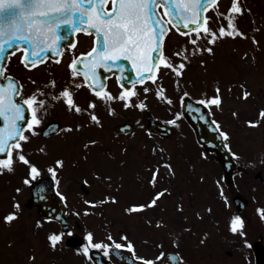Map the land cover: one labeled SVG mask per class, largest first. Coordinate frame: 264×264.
Listing matches in <instances>:
<instances>
[{
    "label": "rangeland",
    "instance_id": "374dc122",
    "mask_svg": "<svg viewBox=\"0 0 264 264\" xmlns=\"http://www.w3.org/2000/svg\"><path fill=\"white\" fill-rule=\"evenodd\" d=\"M230 4L231 0H220L219 10L226 13ZM243 6L251 11H245L238 16L237 24L242 31L248 33V38L239 36L235 39L224 38L213 46L214 55L207 52L190 55L182 77L178 78L174 71L164 67L156 83L148 84L152 91L144 94L143 88L141 89V98L147 95V111L156 116L158 121L167 123L174 118L175 113L179 112L178 100L184 91L190 92L194 97H200L205 93L210 96L214 94L215 85L219 82L223 92V110L214 109L215 118L220 122L222 129L230 133L228 143L231 150L237 153L236 159L250 163L251 169L257 170L264 167V123L251 127L246 121L258 118L259 109L264 107V0H243ZM208 14L211 17L208 21L211 28H218L221 22L226 25V19L218 17L215 10H211ZM252 36L256 37L258 44L253 43ZM202 42L201 46H207L206 40ZM183 47L191 50L192 45L187 40L180 41L174 36L167 43V55L177 65L180 58L175 57L173 53ZM244 52L248 53L247 58L243 57ZM201 60L207 62V71L205 66L200 64ZM43 66L35 69V75L31 77L37 79L39 71L44 69L49 77L47 74L39 76L46 84L48 80L54 79L56 84L60 82L65 87L71 82L72 78L67 77L69 71L65 66L50 64ZM76 81L79 83L80 79ZM42 85L37 84L36 87ZM230 85L231 90H229ZM241 85L244 87L242 88ZM161 86H164L162 91L165 95L172 99V104L155 95L156 89L161 90ZM241 89L251 93L247 100L242 98ZM52 93L58 94L55 91ZM86 95L89 96L83 87L75 89L74 98L82 107H87ZM47 106L48 112L43 124L49 121L48 119H55L59 121L61 129L68 124L73 125L74 128L77 123H84L86 126L83 130H74L66 135L64 134L66 131H60L57 137L45 143L32 136L30 141L25 143V151L29 152L30 158L38 162L43 169L39 177L51 176L47 172V166L55 159L65 160V167L58 173L61 180L59 190L68 198L70 218L79 220L85 227L84 231H93L95 241L111 243L107 239L111 234L115 240L124 242L120 237L122 233H127L138 255L153 258L161 251L173 250L169 236L175 232L181 234L182 242L178 251L188 259L189 264L193 259H197L198 262L200 258L201 261L198 262L200 263L210 258V251L207 248L209 245L216 246V249L212 248L214 251L223 252V218L226 215L230 217L233 213V208L229 205L230 192L225 193L227 201L223 202V198L218 194L219 187L223 186L221 171L211 155L203 156L204 152L196 147L192 133L183 124L182 117L177 122L178 126L169 124L175 130L174 136L160 139L145 132V121L142 118L144 116L140 114L142 112L139 108L115 110V115L102 121L100 129L98 125L89 124L86 113L77 114L68 111L63 100L55 101L49 97ZM103 108L97 105L95 111L98 116L105 115ZM233 112L238 115L234 116ZM136 113L141 118L135 119ZM125 121L134 123L132 132L125 137H114V139L111 128ZM99 132L103 135V139L99 137ZM89 139L97 140L98 143L90 146L89 149H84L83 144ZM42 146L47 147L46 155L37 150ZM125 148L127 152L123 151ZM153 148L157 151L153 152ZM85 156L87 159H84ZM121 160L125 163L121 164ZM164 161L173 165L175 175H171L169 170L163 167ZM157 164L161 167L157 183L153 187L149 181ZM93 170L110 175L111 181L107 183L95 181L87 175ZM26 175L27 168L20 164L17 165L15 172L0 174V213H2L0 218L12 210L11 197L15 196L21 204L17 219L11 223H3L0 219V258H2L0 264H62L61 261L63 264H76L82 254H77L73 250L66 251L64 248L65 252L62 253L57 248L53 250L50 247L47 233L58 231L56 226L43 222V225L38 227L35 224L34 212L23 207V203L28 198L27 184L23 183ZM86 175L92 180V184L87 186L88 194L84 196L85 198L100 200L110 192L118 197V203L97 205L88 216L82 215L77 218L74 215L75 211L82 212L83 208L90 207L83 204L81 199L83 195L78 188V184ZM201 176L204 177L203 181L200 179ZM216 181H220V185ZM239 183L240 181L237 185ZM251 183L253 180L246 176L245 184H248V188ZM17 187H21L22 192L16 193ZM161 188H170L171 191L166 193L156 206L133 214L124 211L133 203L147 202ZM241 196H245L250 200V205H253L252 192L244 189ZM255 200L258 201L257 204L261 203L258 197H255ZM181 204L183 211L178 210ZM208 207H211V212L205 210ZM198 212L201 214L199 217L196 215ZM158 220H163L166 226L157 227ZM187 228H191V231H182ZM202 239L204 243H201ZM161 240L165 245L163 249L156 247ZM191 251H196V256L191 255ZM33 255L35 260L30 261L29 257ZM215 256H223V254L219 253Z\"/></svg>",
    "mask_w": 264,
    "mask_h": 264
},
{
    "label": "snow or ice",
    "instance_id": "6c2138e0",
    "mask_svg": "<svg viewBox=\"0 0 264 264\" xmlns=\"http://www.w3.org/2000/svg\"><path fill=\"white\" fill-rule=\"evenodd\" d=\"M109 3L111 7H109ZM163 6L167 19L163 18L158 9ZM218 0H0V53L13 48V42L19 41L16 45L17 49H23L21 60L25 67L34 68L38 63L42 62L41 53L51 51L55 56L59 57L63 51L61 45L62 40H67V35H62V29L69 28L73 33L83 31L85 34L95 32L96 43L87 53H81L79 57L74 58L69 67L72 69L71 82L62 88L57 95L45 89L49 86L55 88L56 81H49L44 88L37 87L29 95H23V84L17 81L11 75H5L6 66L0 63V174L6 172H15L18 164H23L27 168V175L23 179L24 184L31 185L37 177L40 176L42 168L38 162L30 158V153L25 151V143L29 142L32 136L48 135L45 131H38L39 126L43 122L44 116L48 112V98L52 97L55 101L63 100L67 105L68 111H74L77 114L86 113L89 117V124L102 126L101 118L97 115L95 109L97 101L89 100L87 107H82L74 98L75 89L87 87L95 95L108 105L109 113H114L115 108L111 107L113 102H121L123 109L148 107L146 101L147 95L141 98V91L137 89V84L144 85L142 91L144 94L152 91L147 86L146 81L156 83L157 73L161 66L167 67L174 71L179 78L183 76V70L187 67L189 56L197 53L207 52L214 55V45L224 38H233L237 36L248 38V33L242 31L237 24L238 16L245 11H251L243 6V0H231L230 7L227 12L219 10ZM209 9L216 11L218 17L226 19V25L221 22L218 28L213 29L209 26L208 21L211 17L205 15ZM175 27L177 32H181L187 38L188 43L192 45L191 50L183 47L173 53L175 57L180 58L178 65L173 62L172 58L165 54V39L168 33ZM183 26V31L180 26ZM254 44H258L255 36L251 37ZM207 41V46H201L202 41ZM24 41L28 42V46H24ZM75 48V44L70 45ZM244 58L248 57V53L244 52ZM5 57L0 56V60ZM254 59V57H253ZM130 62L134 75H130L125 86L120 83L118 94L114 95L107 89L106 80L100 77L98 69L101 67L110 70L112 67H118L120 72L125 71L126 65L120 61ZM78 64L83 65L80 69ZM200 64L205 66V60H201ZM83 74V82H77L76 77ZM31 79V78H29ZM121 78L118 77V80ZM36 83V81H32ZM179 87V79L177 80ZM243 88L244 85H241ZM231 90V85L229 86ZM155 95L162 98L168 104H172V99L165 95L159 88L156 89ZM251 93L244 90L242 98L247 100ZM43 97V98H41ZM191 97V93L184 91L180 97L182 105L187 110L198 113V119L209 122L213 125L221 139L225 142L224 147L231 152L233 157L237 153L232 152L229 146L230 133L223 130L219 121L215 119L214 109L223 110V92L219 82L216 83L214 94H201L195 99V103H189L185 98ZM135 98V100L133 99ZM203 106V107H201ZM183 112L175 113L173 119L167 121V124L177 125L178 120ZM234 116L238 113L233 112ZM246 123L255 127L264 123V107L258 111V118L247 120ZM86 125L77 123L75 128L73 125H65L63 129L59 127L53 129L56 131L72 132L80 130ZM51 127V125H49ZM127 127V126H126ZM27 133V134H26ZM151 135V132L149 133ZM98 143L97 140L89 139L84 144V149H89ZM39 152L47 154V147L43 146L37 149ZM127 152V149H123ZM157 150L153 148V152ZM162 151V150H161ZM206 155V154H203ZM87 159V156L84 157ZM121 164L125 161L121 160ZM65 167V160L57 158L54 162L47 166V172L51 175L56 184V191L61 197L64 204H67L68 198L59 190L61 183L58 173ZM160 164H157L152 172L149 183L154 187L160 172ZM163 167L167 168L171 175H175L173 165L168 161H164ZM90 175L97 182H110V175L102 174L99 170H93ZM86 177L81 181L83 185L91 186L92 180ZM201 181L204 177H200ZM220 185V181H216ZM108 183V187H110ZM21 187L15 189L16 193L22 192ZM170 188H161L145 203H133L126 207L124 211L127 214H133L156 206L158 201L166 194L170 193ZM221 198L227 201L224 194V188L221 185L218 190ZM12 210L8 211L3 220L11 223L20 215L21 204L14 196ZM84 205L90 206L83 208L81 211H75L74 215L79 218L82 215L88 216L92 209L97 205L105 203H118V197L110 192L105 194L100 200L87 199L81 197ZM178 210L183 211V205L178 206ZM211 212V207L205 209ZM258 214L264 218V208L257 209ZM201 215L199 212L196 214ZM47 220H59L63 225L60 231H51L47 237L50 247L55 250L65 237H71L75 233V226L65 221L62 216H46ZM151 223V221H149ZM245 221L240 215H234L230 220V231L234 234L239 233L241 236L247 235L243 231ZM43 221H37V226H42ZM157 227H165L163 220L156 222ZM182 231H191V228ZM207 234H205L206 236ZM107 239L111 243L104 241H95L94 232L86 230L82 237L80 246L76 248L77 254H82L87 260H93L90 250H100L105 257L110 252L117 257H123L124 264H189L188 259L181 255L178 251H173L171 255L165 251L159 252L153 258L138 255L135 245L128 238L127 233L121 234L119 242L109 234ZM173 249H179L181 246V234L172 232L169 236ZM204 243V240H201ZM243 244L251 247L250 241L244 239ZM157 248H165L163 240L156 245ZM126 249L131 255H126L121 250ZM29 260H35V256H30Z\"/></svg>",
    "mask_w": 264,
    "mask_h": 264
},
{
    "label": "flooded vegetation",
    "instance_id": "af4514ba",
    "mask_svg": "<svg viewBox=\"0 0 264 264\" xmlns=\"http://www.w3.org/2000/svg\"><path fill=\"white\" fill-rule=\"evenodd\" d=\"M110 4V3H109ZM75 48H72L71 46H65L63 48L61 58L59 61L54 62L51 60H45L43 63L36 65L34 68H27L23 64L21 57L23 55V49H17L14 50L8 58V61L6 63V73L5 75L11 74L13 77L19 80L21 84H23V95H29L35 89L37 88V84H43L41 88H44L45 85L49 84V80L47 84L45 83L44 79H42L39 75L41 74H47L44 69H41L39 74H37V79L31 77V75L34 74V70L38 68L44 67L45 64H50L53 66H65L66 69H68L69 74L68 78H72L71 71L72 69L69 67L71 61L79 56L81 53H87L91 46L95 45V34L87 35L83 32H79L75 34ZM121 63H124L126 65L125 71L128 76L133 75V70L131 68L130 62L127 61H120ZM102 68V67H101ZM164 66H161V69L159 73H157V79L160 78L162 70ZM104 69V68H102ZM107 71V70H106ZM117 72L121 73L118 67H112L110 70L107 71L108 77L106 79V86L109 91H111L114 95L118 94L119 91L122 89L120 88L118 84V76ZM35 75V74H34ZM49 77V74H47ZM31 78V79H29ZM80 79V82H83L82 79L78 76L75 79ZM73 79V78H72ZM36 81V83H32V81ZM152 81H146L145 83L151 84ZM57 86L55 88H52L51 86L47 87L45 90L52 92H58L62 90L63 86L60 82L56 84ZM137 89L141 91V89L144 87V85H136ZM85 90L86 88L83 87ZM89 91V90H88ZM90 92V91H89ZM93 98L97 101V105L99 108H103L102 111L104 112V116L101 115L102 118H107V112H108V105H106L102 100L95 97V95L92 93ZM135 99V98H133ZM48 104V103H47ZM47 106V105H46ZM121 102H113L111 107L115 108V110H122L123 108L120 107ZM138 109V108H137ZM140 114H143L144 117L147 116L148 112L146 110L141 109ZM116 112L113 114L115 115ZM142 117V118H144ZM45 118V116H44ZM43 118V120H44ZM141 118L137 113L135 114V119ZM47 120V119H46ZM46 123H42L38 131H42V129L50 123V121L55 119H48ZM107 126V125H106ZM27 134V133H26ZM59 134L51 135L47 138L43 137L42 135L33 136L34 138L42 141L43 143L48 142L55 137H57ZM43 147V146H42ZM251 166L246 167H240L239 170H237L235 173H239V179L241 182L238 184V191L242 192L244 189L245 191L252 192V197H258L261 201L259 205L251 206L250 200L247 199L245 196L243 200L239 201L238 205L242 208V210L239 212L238 215H240L244 221V229L243 231L247 233L246 237L241 236L239 233H232L230 231V217H224L223 218V252L221 251H214L212 248L216 249V246L209 245L207 248L209 249V257L208 259L204 260L203 262L198 263L201 261L200 258L193 259V262L191 264H264V218H262L259 214L257 209L264 208V167H261L257 170L251 169ZM246 176H249L251 180H253L254 184L249 185L245 184ZM256 177L258 179H256ZM252 201V199H251ZM258 203V202H257ZM256 203V204H257ZM237 211V210H236ZM250 212V214L248 213ZM256 224H255V219ZM260 221V222H259ZM259 222V223H258ZM248 224V225H247ZM259 224V225H257ZM244 239H247L251 243V247H246L243 244ZM213 250V251H212ZM128 255H131L129 251H126ZM219 253H222L223 256H215ZM101 254L103 258L106 261H110L111 264H122L119 263L112 255L111 252L108 257H105L103 255V252L101 251ZM203 259V258H202ZM139 264L142 262H138ZM78 264H93L91 260L86 261L84 258H82ZM158 264V263H157Z\"/></svg>",
    "mask_w": 264,
    "mask_h": 264
},
{
    "label": "water",
    "instance_id": "95a60500",
    "mask_svg": "<svg viewBox=\"0 0 264 264\" xmlns=\"http://www.w3.org/2000/svg\"><path fill=\"white\" fill-rule=\"evenodd\" d=\"M187 102L193 103L191 101ZM182 111L187 122L193 128L197 141L202 144L206 150L212 151L216 154V159L222 167L225 178H230V171L235 167V165L233 164L230 155L225 150L219 133L214 130V127L211 123L198 119V113H195L192 110H187L183 105ZM120 128L127 130L128 126ZM119 129L117 128V131H119ZM148 129L161 135H169L172 133L169 128H164L152 120L148 121ZM30 192L32 198L29 200V203L37 206V212L40 217L45 218L49 215L63 217L64 206L61 202V199L53 190L51 181L49 179H42L38 183H34L30 188ZM64 220L67 221L65 218ZM57 221L60 223L59 220ZM60 225L63 228L61 223ZM80 243L81 238L79 237L66 240V244L69 246H76ZM120 258L122 261H124L123 257Z\"/></svg>",
    "mask_w": 264,
    "mask_h": 264
}]
</instances>
